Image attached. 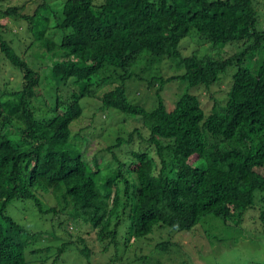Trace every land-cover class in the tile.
Masks as SVG:
<instances>
[{"label": "trees", "instance_id": "16d2710c", "mask_svg": "<svg viewBox=\"0 0 264 264\" xmlns=\"http://www.w3.org/2000/svg\"><path fill=\"white\" fill-rule=\"evenodd\" d=\"M4 1L0 19L25 23L26 36L17 47L12 28L0 23V63L8 68L0 71V264H29L27 250L38 242V233L7 214L14 202L30 201L40 217L56 218L59 230L70 226L60 245L30 250L51 252L45 263L57 264L72 249L88 263L104 255L117 261L121 248L155 230L189 231L207 215L239 219L264 197L260 0H62L59 13L43 3L30 14L24 4L1 9ZM190 33L242 49L223 58L184 57L179 47ZM164 59L175 76H160ZM232 66L239 68L227 98L207 116L189 92L171 110L160 96L170 82L208 89ZM129 82L157 85L150 109L128 99ZM84 98L141 128L116 135L103 149L109 160L91 153V134L71 127ZM133 143L138 149L130 150ZM45 195L58 207L45 208ZM258 218L264 229V209Z\"/></svg>", "mask_w": 264, "mask_h": 264}, {"label": "rangeland", "instance_id": "374dc122", "mask_svg": "<svg viewBox=\"0 0 264 264\" xmlns=\"http://www.w3.org/2000/svg\"><path fill=\"white\" fill-rule=\"evenodd\" d=\"M62 0H10L4 1L1 9L8 6L25 5V12L31 13L37 6L47 3L55 12L59 13ZM39 12L44 13L42 9ZM258 17L260 27L264 28V0H260L258 5ZM0 23H7L12 28L13 44L15 46L23 45V39L26 36V29L23 22H14L12 19H0ZM59 39V38H58ZM237 43L228 44L226 46H214L209 43H203L195 34L190 35L180 43V53L182 56L196 55L198 57L209 56L211 58H223L224 53L230 55L239 52L242 48L235 46ZM54 58H50L48 62L52 63ZM160 63V76L167 79L175 76L178 71L174 67L165 62ZM4 62V61H1ZM43 64L42 61L36 62ZM241 67V66H240ZM238 66H232L221 74L216 84L210 88L197 87L188 90L186 84L181 82H170L165 84L161 98L165 102L167 109L171 110L176 100L182 94L189 92L198 97L204 114L207 116L213 110L214 106H223L227 98V92L231 86V77L237 71ZM3 69L8 70L5 63H0L1 73H6ZM41 79L42 87L47 88L46 82L43 81L44 75L47 74L46 69H42ZM11 81L17 82L19 79L15 71L9 74ZM142 79H146L149 75L142 74ZM46 84V86H45ZM127 84V83H126ZM155 85L151 89H147L145 83H128L127 94L128 99L146 109H150L155 103ZM45 93V91H44ZM82 107V116L74 122L71 127L82 128V137L92 135V142L89 144L92 154L103 156L105 159L110 158L108 153L103 149L106 145H110L116 135L126 136L128 131L138 127L132 119L118 114L114 110L101 112L100 105L93 98H84L80 101ZM125 120V121H124ZM71 128V129H72ZM77 129V128H76ZM141 129V128H140ZM75 131V130H73ZM76 133V131L74 132ZM110 135V138L107 137ZM99 142V144H98ZM81 144V142H80ZM130 150L138 149L134 143L129 146ZM102 173L107 171L102 170ZM109 174L108 172L105 174ZM104 175V176H105ZM103 176V177H104ZM259 194H257L258 196ZM45 208L58 207V203L52 195L39 196ZM264 209V197L254 203V207L243 212L239 219L233 218L225 223L222 220L207 215L189 231L176 232L170 229L155 230L145 239L136 241L133 246L121 248V254L117 261L110 262L106 257H102V263L91 261L88 263L82 260L74 249L68 251L62 257V261L57 264H264V229L259 221V211ZM7 214L13 218L19 225L25 229H30L34 233H38L36 244L27 250L26 259L29 264H46L45 256L51 259L52 253H36L29 255L30 250L45 248L51 245H60L67 238V233L63 231L70 230V226L64 225L62 230L56 227L57 220L52 217H40L30 201L14 202L8 209ZM157 234V237L154 236ZM167 243L159 249L156 244ZM123 253V257H122ZM49 261V260H48ZM51 261V260H50ZM109 261V262H108ZM49 263V262H47Z\"/></svg>", "mask_w": 264, "mask_h": 264}]
</instances>
